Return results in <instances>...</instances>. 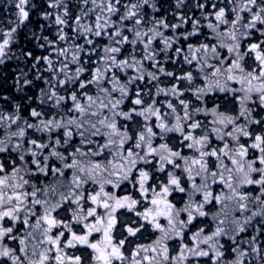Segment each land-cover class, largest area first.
<instances>
[{
    "label": "snow or ice",
    "instance_id": "6c2138e0",
    "mask_svg": "<svg viewBox=\"0 0 264 264\" xmlns=\"http://www.w3.org/2000/svg\"><path fill=\"white\" fill-rule=\"evenodd\" d=\"M9 6L0 264H264V0Z\"/></svg>",
    "mask_w": 264,
    "mask_h": 264
},
{
    "label": "trees",
    "instance_id": "16d2710c",
    "mask_svg": "<svg viewBox=\"0 0 264 264\" xmlns=\"http://www.w3.org/2000/svg\"><path fill=\"white\" fill-rule=\"evenodd\" d=\"M7 0H0V22L7 23L8 19L14 18L11 14L14 9L12 7H6ZM32 20V26L36 25L35 12L30 16ZM29 29V36L31 35V27ZM38 31V28H37ZM23 42V41H22ZM36 41L34 39L29 43V48H35ZM39 52V49H35ZM22 66V65H21ZM16 65L13 62H9L8 65L0 66V96L7 95L10 98H18L19 93H16L14 88L15 75L17 74ZM219 102V101H218ZM226 103V101H225Z\"/></svg>",
    "mask_w": 264,
    "mask_h": 264
},
{
    "label": "flooded vegetation",
    "instance_id": "af4514ba",
    "mask_svg": "<svg viewBox=\"0 0 264 264\" xmlns=\"http://www.w3.org/2000/svg\"><path fill=\"white\" fill-rule=\"evenodd\" d=\"M118 227H119V225H118Z\"/></svg>",
    "mask_w": 264,
    "mask_h": 264
}]
</instances>
